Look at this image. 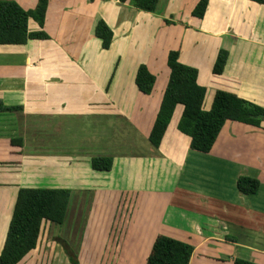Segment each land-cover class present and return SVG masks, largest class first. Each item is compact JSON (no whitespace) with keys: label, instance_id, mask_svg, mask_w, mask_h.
Segmentation results:
<instances>
[{"label":"crops","instance_id":"0c3cea01","mask_svg":"<svg viewBox=\"0 0 264 264\" xmlns=\"http://www.w3.org/2000/svg\"><path fill=\"white\" fill-rule=\"evenodd\" d=\"M0 1H16L28 11L39 0ZM198 2L159 0L157 11L147 13L119 0H50L43 28L49 39L0 45V99L24 107L0 113V232L5 218L10 224L22 187L81 194L110 187L118 198L120 191H139L146 205L150 199L160 201L157 194L164 191L166 204L141 209L136 232L125 238L129 258H148L164 234L194 246L190 264H233L236 259L264 264V122L258 128L228 121L213 150L204 154L191 149L190 138L178 130L179 106L160 149L148 140L170 77L171 51H180V61L199 70L207 95L212 89L206 110L218 90L264 108V5L210 0L204 19H197L192 12ZM101 19L114 32L109 50L95 36ZM29 30L42 29L30 20ZM222 49L229 58L224 72L215 75ZM142 64L156 76L151 94L135 83ZM100 107L108 115L99 113ZM30 108L47 112L26 114ZM121 129L129 140L118 145ZM18 138L22 147L15 144ZM98 156L112 157L113 170H93L91 160ZM112 174L116 181L109 186L106 178ZM240 176L258 179L259 191L240 193ZM177 192L186 195L187 208L173 202Z\"/></svg>","mask_w":264,"mask_h":264},{"label":"trees","instance_id":"16d2710c","mask_svg":"<svg viewBox=\"0 0 264 264\" xmlns=\"http://www.w3.org/2000/svg\"><path fill=\"white\" fill-rule=\"evenodd\" d=\"M50 0H39L34 10L23 9L16 1H0V45H26L30 40H47L43 31ZM129 3L140 11L154 13L159 0H119ZM264 5V0H249ZM210 0H199L192 15L204 19ZM36 21L42 30L31 32L29 21ZM95 36L102 41V48L109 50L114 40L112 28L103 20L95 27ZM229 58L227 50H220L213 67V73L224 72ZM167 65L170 77L164 91L155 122L148 136L153 147L160 149L167 135L176 110L181 106L182 114L178 130L191 140V149L200 153H210L228 121L261 127L264 122V108L252 104L239 96L218 90L210 110H205L207 88L201 86L199 70L180 61V51H171ZM136 86L142 93L151 94L156 84V76L144 64L136 74ZM23 106H7L0 99V113L23 111ZM15 144L23 146L18 138ZM95 171L110 172L114 167L112 157L98 156L91 160ZM237 187L244 195L259 191L260 182L256 178L240 176ZM72 190L45 187H22L15 199L11 221L4 247L0 254V264H20L35 251L46 223L63 225L66 221ZM68 250V251H67ZM69 253L71 264H80L76 255ZM194 246L177 238L160 234L152 247L145 264H190ZM72 252V251H71ZM233 264H255L236 259Z\"/></svg>","mask_w":264,"mask_h":264},{"label":"rangeland","instance_id":"374dc122","mask_svg":"<svg viewBox=\"0 0 264 264\" xmlns=\"http://www.w3.org/2000/svg\"><path fill=\"white\" fill-rule=\"evenodd\" d=\"M126 61L127 57H125L124 63ZM138 62L139 61H136L134 64L128 65L132 68L133 66L135 67ZM121 65H123V61ZM128 89L130 90V87H128ZM211 91L212 89L210 93H208L205 101L206 107L209 105V98H212L211 94L213 92ZM117 93H120V90ZM30 109L31 111L26 114L36 116L38 111V114L41 115L47 112V110L37 111L35 108ZM86 109L87 108L84 107V110ZM99 113L104 114L105 111H102L100 107ZM117 114H120V112L116 107V115ZM105 115L108 114L105 113ZM110 115L112 116V113ZM31 120L37 123L43 121L34 119L29 120L26 118V122ZM110 121L111 125L115 124V118L114 120L110 118ZM147 121L146 123L149 127L150 120L148 119ZM116 136L118 145L121 141L129 140V134H126L124 129L119 130ZM142 144L139 145L143 146ZM147 144H149L148 141ZM144 149L145 147L141 150L144 151ZM106 180H109L110 186L113 180L116 181V177L114 174L107 175ZM106 183L108 182L106 181ZM90 185L93 187V185L95 186L97 184L91 182ZM104 189L108 192L94 191V189H91V191H86L81 194L73 191L65 223L61 226L55 224L49 225L46 223L37 249L20 264H71L69 253L67 252L68 248L72 255L77 256L80 264H145L147 258H135V261L132 260L131 256L129 258L126 255V239L136 232V224H138L141 219V209L151 210L155 207L164 206L168 199L165 195H168V192L163 191L160 195L157 194V196H160V201L150 199V201L148 200L149 202L147 201L146 205V200L143 198L146 197V195H143L142 192H131V190L120 191V198H118L116 197L118 193L116 195V191L111 192L113 190H109L110 187L109 189L108 187ZM124 192L130 194L127 195ZM154 194L155 193H151V197H155ZM174 199L173 202H179L183 207L187 208L189 206L186 195L177 192ZM197 210L204 211L201 208H197ZM156 214L157 212L155 215ZM8 224V218H5L4 226H6L3 230L4 232L2 231L4 240L7 235ZM2 232H0V237L2 236Z\"/></svg>","mask_w":264,"mask_h":264}]
</instances>
